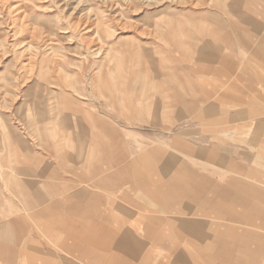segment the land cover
Instances as JSON below:
<instances>
[{
    "label": "crops",
    "instance_id": "1",
    "mask_svg": "<svg viewBox=\"0 0 264 264\" xmlns=\"http://www.w3.org/2000/svg\"><path fill=\"white\" fill-rule=\"evenodd\" d=\"M229 4L218 40L177 42L190 64L24 144L0 186V264H264V14Z\"/></svg>",
    "mask_w": 264,
    "mask_h": 264
},
{
    "label": "rangeland",
    "instance_id": "2",
    "mask_svg": "<svg viewBox=\"0 0 264 264\" xmlns=\"http://www.w3.org/2000/svg\"><path fill=\"white\" fill-rule=\"evenodd\" d=\"M230 2L0 0V186L8 166L23 160L24 144L39 151L60 120L79 129L66 116L117 113L120 82L174 70L175 59L190 64L177 42L188 33L218 40V17L237 15ZM253 3L246 11L264 14V0Z\"/></svg>",
    "mask_w": 264,
    "mask_h": 264
}]
</instances>
